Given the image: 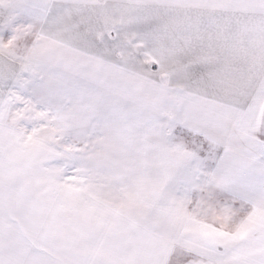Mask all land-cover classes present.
<instances>
[{
  "label": "snow or ice",
  "instance_id": "snow-or-ice-1",
  "mask_svg": "<svg viewBox=\"0 0 264 264\" xmlns=\"http://www.w3.org/2000/svg\"><path fill=\"white\" fill-rule=\"evenodd\" d=\"M0 264H264V0H0Z\"/></svg>",
  "mask_w": 264,
  "mask_h": 264
}]
</instances>
